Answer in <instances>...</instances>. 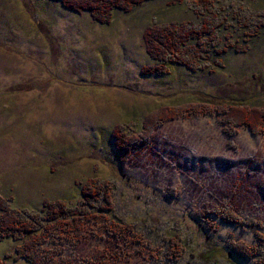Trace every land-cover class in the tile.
<instances>
[{"label":"rangeland","instance_id":"1","mask_svg":"<svg viewBox=\"0 0 264 264\" xmlns=\"http://www.w3.org/2000/svg\"><path fill=\"white\" fill-rule=\"evenodd\" d=\"M211 1L218 19L231 6L241 16H256L262 28L244 49L230 48L215 59L218 67L171 65L159 73L143 70L153 65L144 50V29L195 23L194 0H146L114 11L105 23L55 0H0V213L33 215L43 226L44 205L59 201L73 216L82 188L95 180L110 203L99 196L87 207L99 216V206L109 207L108 220L130 224L148 241L129 243L130 253L116 264H228L229 239L257 242L255 225L235 226L210 215L208 230L194 211L227 204L245 222L264 217V134L245 126L227 134L212 114L145 124L163 106L264 107V0ZM226 33L220 27L218 35ZM140 134L147 136L143 145L124 154L121 137ZM173 235L181 245L176 259L153 257ZM21 240L0 237L6 264H28L13 257ZM46 240L56 249L64 242ZM107 240L89 238L64 253L84 261L113 245Z\"/></svg>","mask_w":264,"mask_h":264},{"label":"trees","instance_id":"2","mask_svg":"<svg viewBox=\"0 0 264 264\" xmlns=\"http://www.w3.org/2000/svg\"><path fill=\"white\" fill-rule=\"evenodd\" d=\"M55 1H58L66 9L89 13L95 22L105 23L111 18L114 11H129L146 0ZM193 4L192 14L196 18L195 23L183 21L176 23L171 21L161 25L153 24L144 29L142 34L144 50L146 55L153 60V65L144 67L143 70H148L146 72L165 73L168 70L165 67H171V65H178L193 70L204 68L208 66V63L218 67L217 58L226 50L230 48L241 50L242 46L248 45L249 39L256 35V28H262V22H259L256 16L250 14L247 17L241 16L231 6L226 10L223 19H218L215 16V12L210 9L211 0H194ZM202 14L204 15L203 17ZM196 16H199V20L200 18L202 19L198 21ZM225 20L227 22H223ZM259 24H261L260 28ZM222 26H225L227 30L225 36L218 35ZM202 114L219 116L220 123L226 128L227 134L234 131V128L238 126H245L254 133L264 134V107L239 102L218 104L195 102L181 106H163L148 116L145 124L155 127L177 117ZM120 130L121 128L117 129V131ZM122 135L125 134L122 133ZM146 137V135L142 134L121 137L123 138L120 141L124 148V154L128 155L132 152V149L137 144L142 146ZM106 192V189L101 184L91 180L89 184L82 188L80 192L81 203L80 205L78 204L79 209L72 212L74 213L73 216H69V211H63L59 201L44 205L47 208V215H45L47 223L43 226L42 222L36 219V216L31 215L29 218H25L15 215L14 212L4 211L0 213V237L8 236L11 240L15 235L22 237L21 244L15 248L13 257L26 259L28 264H116L123 259V253H130L131 247L128 248L129 243L131 245L134 243L144 244V242L148 243V241L142 239L130 224L108 220V218L111 219L110 212H108L110 210L109 207L105 205L99 206V209L104 210L105 212H103L108 217L103 212L102 216H99L91 208L87 207V202L90 199H95L99 196H101L102 201H106L105 203H110L109 195ZM42 209L43 207H41V211ZM194 212L195 216L204 222L206 225L205 229L208 230L212 228V222L207 218L210 215L223 223L235 226L246 224L247 227L251 228L255 225L254 234L259 236L256 240L258 243L255 241L256 243L254 244H247L243 241L229 239L225 246L229 251L224 249L228 255L226 260L228 264H238L237 260L242 261L240 264H264V253H262L264 247L261 245L264 243V217L262 215L252 218L253 223H248L243 220L244 216L236 212L233 205L227 204L211 206L208 209L199 207ZM55 237L61 242L62 240L64 241L62 248L47 247L48 244L46 242L48 240L46 239L53 238L54 240ZM105 237L108 238L107 241H112L113 245L110 246L109 244L108 247H101V252L97 250L98 254L92 253V256L86 257L84 261L83 259H75L74 256L70 257L66 252L64 253L65 248H70L71 245L76 247L80 242L89 238L98 244ZM166 240H168L169 246L165 249H156L152 253L154 254L153 257L157 259L166 257L168 260L176 259L181 250L178 238L173 235V237H166ZM163 243H165L164 239H162ZM111 248L113 249L110 250ZM148 249L149 247L146 248V250ZM161 250H163L162 254L160 253ZM135 251L133 252L136 253ZM207 255L205 258L216 262L215 255ZM0 264H6V258L0 257Z\"/></svg>","mask_w":264,"mask_h":264},{"label":"bare ground","instance_id":"3","mask_svg":"<svg viewBox=\"0 0 264 264\" xmlns=\"http://www.w3.org/2000/svg\"><path fill=\"white\" fill-rule=\"evenodd\" d=\"M93 2V1H92ZM99 4V3H98ZM99 6V5H98ZM99 8V7H98ZM103 8V7H102ZM104 9V8H103ZM99 11V10H98ZM104 13V12H103ZM173 117V116H172ZM50 201V200H49ZM35 220V219H34Z\"/></svg>","mask_w":264,"mask_h":264}]
</instances>
